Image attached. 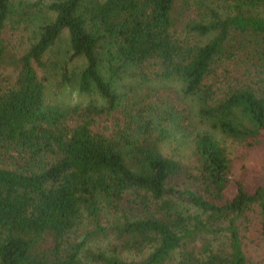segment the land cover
<instances>
[{"label":"trees","instance_id":"trees-1","mask_svg":"<svg viewBox=\"0 0 264 264\" xmlns=\"http://www.w3.org/2000/svg\"><path fill=\"white\" fill-rule=\"evenodd\" d=\"M58 67L101 103L48 104ZM160 88L206 128L144 104ZM227 140L264 145V0H0V264H264V175L233 179Z\"/></svg>","mask_w":264,"mask_h":264},{"label":"rangeland","instance_id":"rangeland-1","mask_svg":"<svg viewBox=\"0 0 264 264\" xmlns=\"http://www.w3.org/2000/svg\"><path fill=\"white\" fill-rule=\"evenodd\" d=\"M20 38V37H19ZM21 40L15 39V43H20ZM57 46L54 49L53 57L56 61L63 64V61L67 58L65 57L67 53L65 37L59 40ZM23 42V41H22ZM21 48L22 43L20 44ZM20 48V49H21ZM64 58V59H63ZM81 62L74 63L72 67L80 66ZM70 68V65H69ZM72 69V68H71ZM62 68L58 67L56 71H52L49 75V79L46 83L45 98L48 104L56 105L61 108L72 109L78 107L79 110L83 109L89 101H95L96 104L101 103V99L94 95L83 94L78 91L74 84H61L60 76L62 74ZM142 100L144 104L147 102L155 103L156 99L165 105L171 107L175 117L178 121H182L189 131L195 132L198 129L206 128L205 123H201L196 114V105L191 97H183L180 89L176 88H160L158 92L150 93L149 91H143L141 93ZM130 96L124 104L123 110H117L109 115L103 114L97 119L95 129L104 133H109L114 130V127L119 125L124 127L125 123H128L130 118L126 115L127 111L130 109ZM181 98L183 99L181 101ZM164 101V102H163ZM133 107L135 105H132ZM184 145V144H183ZM229 159L232 165V178L244 180L248 183L249 189L252 190L253 186L262 180L264 171V145L257 149H247L244 145H238L230 140L225 142ZM165 152L170 154H175L176 158L182 157L183 160H187L186 155L189 154L187 147L182 149V151L176 150V144L172 142H167L163 147ZM232 194V188L229 190V195ZM254 238V235L251 234ZM248 238V237H247ZM245 239V249L246 254L251 258H259L262 254L260 246L255 242L253 243L250 239Z\"/></svg>","mask_w":264,"mask_h":264}]
</instances>
